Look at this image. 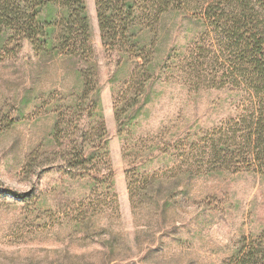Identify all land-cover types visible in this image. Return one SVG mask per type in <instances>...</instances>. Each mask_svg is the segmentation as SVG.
<instances>
[{"label":"rangeland","instance_id":"rangeland-1","mask_svg":"<svg viewBox=\"0 0 264 264\" xmlns=\"http://www.w3.org/2000/svg\"><path fill=\"white\" fill-rule=\"evenodd\" d=\"M85 4L88 61L40 56L27 40L0 50V264H221L264 229V175L188 171L205 134L239 104L228 89L192 87L175 64L160 70L167 56L183 57L201 24L179 11L143 33L152 73L123 108L140 59L105 48L95 0ZM87 67L99 83L111 182L94 180L89 165L69 172L73 155L54 138ZM127 178L139 187L132 206Z\"/></svg>","mask_w":264,"mask_h":264},{"label":"trees","instance_id":"trees-1","mask_svg":"<svg viewBox=\"0 0 264 264\" xmlns=\"http://www.w3.org/2000/svg\"><path fill=\"white\" fill-rule=\"evenodd\" d=\"M100 39L105 48L140 59L127 81L134 106L152 73L155 33L165 15L186 12L202 29L181 59L167 56L160 70L172 65L192 87L228 89L239 98L236 112L205 134L198 164L190 172L225 170L264 175V0H95ZM29 41L40 56L67 54L86 60L90 48L85 0H0V50ZM175 61V62H174ZM99 83L90 67L81 93L57 117L54 138L63 154H72L68 171L96 168L93 179H112L107 131L99 104ZM119 110L115 109L118 120ZM121 111V110H120ZM72 114L79 116L73 121ZM138 185L127 178L131 206ZM221 264H264V229L242 237Z\"/></svg>","mask_w":264,"mask_h":264}]
</instances>
